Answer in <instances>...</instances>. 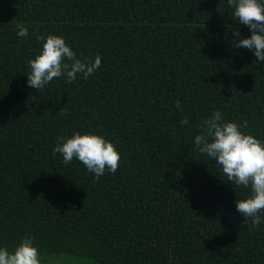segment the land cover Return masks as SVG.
<instances>
[{"label": "trees", "instance_id": "1", "mask_svg": "<svg viewBox=\"0 0 264 264\" xmlns=\"http://www.w3.org/2000/svg\"><path fill=\"white\" fill-rule=\"evenodd\" d=\"M233 11L227 0H0V247L31 237L41 264H264V213L250 231L235 206L249 190L194 144L215 110L264 143V64L231 47L234 29L251 34ZM37 34L101 66L30 87ZM74 132L112 142L117 171L94 178L53 155Z\"/></svg>", "mask_w": 264, "mask_h": 264}, {"label": "clouds", "instance_id": "2", "mask_svg": "<svg viewBox=\"0 0 264 264\" xmlns=\"http://www.w3.org/2000/svg\"><path fill=\"white\" fill-rule=\"evenodd\" d=\"M233 8L234 20H239L250 30L247 37L233 30L235 40L232 48H245L254 53V62L264 64V2L261 0H227ZM17 35L28 36V28L17 24ZM42 48L33 59L29 60L30 73L27 83L30 87L41 90L56 78L63 77L72 83L77 76L87 79L101 66L102 60L97 55L88 61L77 58L74 51L65 43L62 36L49 34L42 37ZM181 108L180 102H176ZM61 112L60 115H64ZM187 118L181 124H187ZM247 128V121L238 124L234 121H222L221 112L215 110L199 125V134L194 144L200 153L213 158L222 167L227 182L249 190V195L236 200V210L244 218L243 223L250 231H255L262 223L264 213V143L253 135L241 131ZM61 153L64 164L78 159L94 178L105 172L115 173L119 167L120 154L114 144L103 136L94 133L74 132L70 137L58 138L53 148V155ZM0 264H41L37 248L31 237H23L20 243L10 252L0 247Z\"/></svg>", "mask_w": 264, "mask_h": 264}]
</instances>
